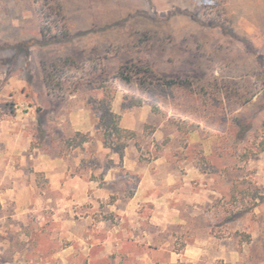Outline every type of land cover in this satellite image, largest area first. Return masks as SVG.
I'll return each mask as SVG.
<instances>
[{
    "label": "rangeland",
    "instance_id": "obj_1",
    "mask_svg": "<svg viewBox=\"0 0 264 264\" xmlns=\"http://www.w3.org/2000/svg\"><path fill=\"white\" fill-rule=\"evenodd\" d=\"M104 90L138 133L123 152L103 140ZM9 249L25 264H264V0H0Z\"/></svg>",
    "mask_w": 264,
    "mask_h": 264
},
{
    "label": "trees",
    "instance_id": "obj_2",
    "mask_svg": "<svg viewBox=\"0 0 264 264\" xmlns=\"http://www.w3.org/2000/svg\"><path fill=\"white\" fill-rule=\"evenodd\" d=\"M46 5H48L49 12H46L43 16V20L45 23L42 26V32L44 35H46L47 34L46 32H49L50 30L49 27L50 25H46V24L47 23L49 24V22L51 21V17L56 12V7L54 5H50V4H46ZM56 14L57 15L59 14L58 11L56 12ZM53 20H55L54 22L56 23V25L54 24V26L57 27L58 33L65 34V31L63 32V30H61L62 28H60L57 23L59 18L56 19L54 18ZM58 33H56L57 35L55 36H58L59 35ZM64 34H62V36H64ZM136 69H137L136 72L137 71H139L140 73L143 72L146 74V76H154V71L149 67H137ZM122 77L125 78L126 80L128 79L126 75L122 74ZM165 83L169 86L179 85V86L187 87L189 85V82L186 79H178V78L169 79L168 81H165ZM113 100H114V91L104 90V96L101 100L102 111L100 116V120L103 125L102 126L103 134H104L103 140L106 145L113 147L118 152H123L125 147L128 145L129 141L135 139L138 136V133L132 129L124 128L120 125L121 116L116 112H114L111 108V104ZM126 106H130V105H126ZM81 136H83V138L86 139V136L84 135ZM238 188L240 189V187ZM235 190L237 191V187L234 188V191ZM247 210H249V208L245 209L244 211Z\"/></svg>",
    "mask_w": 264,
    "mask_h": 264
},
{
    "label": "crops",
    "instance_id": "obj_3",
    "mask_svg": "<svg viewBox=\"0 0 264 264\" xmlns=\"http://www.w3.org/2000/svg\"><path fill=\"white\" fill-rule=\"evenodd\" d=\"M9 251L12 252L14 259L9 260V259L0 257V264H22V263L25 264V261L18 263V259H16V257H17L16 253L17 252H15L13 249H9Z\"/></svg>",
    "mask_w": 264,
    "mask_h": 264
}]
</instances>
